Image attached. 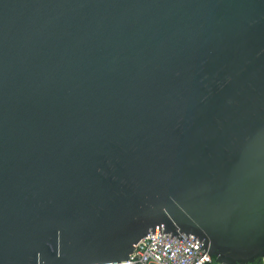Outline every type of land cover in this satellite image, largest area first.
<instances>
[{"label":"water","instance_id":"obj_1","mask_svg":"<svg viewBox=\"0 0 264 264\" xmlns=\"http://www.w3.org/2000/svg\"><path fill=\"white\" fill-rule=\"evenodd\" d=\"M154 231L264 257V0H0V264Z\"/></svg>","mask_w":264,"mask_h":264},{"label":"built area","instance_id":"obj_2","mask_svg":"<svg viewBox=\"0 0 264 264\" xmlns=\"http://www.w3.org/2000/svg\"><path fill=\"white\" fill-rule=\"evenodd\" d=\"M264 264V257L261 259ZM121 264H217L192 235L149 233Z\"/></svg>","mask_w":264,"mask_h":264},{"label":"trees","instance_id":"obj_3","mask_svg":"<svg viewBox=\"0 0 264 264\" xmlns=\"http://www.w3.org/2000/svg\"><path fill=\"white\" fill-rule=\"evenodd\" d=\"M256 264H261V263H256Z\"/></svg>","mask_w":264,"mask_h":264}]
</instances>
